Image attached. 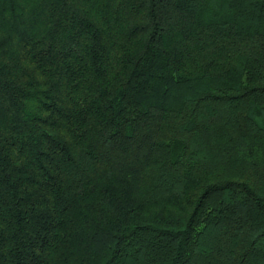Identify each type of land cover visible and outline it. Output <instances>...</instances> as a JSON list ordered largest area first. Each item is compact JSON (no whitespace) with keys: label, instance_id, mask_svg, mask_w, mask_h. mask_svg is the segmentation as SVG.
Listing matches in <instances>:
<instances>
[{"label":"trees","instance_id":"obj_1","mask_svg":"<svg viewBox=\"0 0 264 264\" xmlns=\"http://www.w3.org/2000/svg\"><path fill=\"white\" fill-rule=\"evenodd\" d=\"M0 264H264V0H0Z\"/></svg>","mask_w":264,"mask_h":264}]
</instances>
